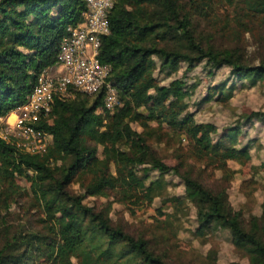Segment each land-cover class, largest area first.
I'll return each instance as SVG.
<instances>
[{
	"label": "trees",
	"instance_id": "trees-1",
	"mask_svg": "<svg viewBox=\"0 0 264 264\" xmlns=\"http://www.w3.org/2000/svg\"><path fill=\"white\" fill-rule=\"evenodd\" d=\"M224 1L234 8L235 37L264 27V0ZM85 10V0H0V117L27 101L38 73L55 64L62 37ZM212 10V0L114 1L98 59L111 67L107 80L117 104L98 111L103 87L55 102L52 122L41 125L50 141L40 152L25 153L0 139V264H183L111 221L112 203L134 213V206L156 197L162 206L181 198L191 203L197 232L225 230L249 264H264V200L245 218L227 192L235 174L228 161H250L251 142L214 138L216 125L197 121L189 110L197 83L182 75L162 84L155 74L170 77L182 64L205 63L209 76L229 67L252 86L264 77V60L250 63L244 46L220 47L198 34L196 18ZM232 89L225 82L210 86L203 101L226 103ZM245 119L264 121V111ZM157 145L179 146L181 163L169 165ZM168 174L181 180V197L164 196ZM19 178L31 183L37 198ZM88 197L110 201L99 208L85 203ZM14 206L20 210L14 213Z\"/></svg>",
	"mask_w": 264,
	"mask_h": 264
},
{
	"label": "rangeland",
	"instance_id": "rangeland-1",
	"mask_svg": "<svg viewBox=\"0 0 264 264\" xmlns=\"http://www.w3.org/2000/svg\"><path fill=\"white\" fill-rule=\"evenodd\" d=\"M212 6L210 16L196 18L195 26L198 34L207 39L211 38L210 42L220 47L244 46L247 59L252 64L257 65L264 60V27H257L252 33L247 32L245 36L239 35L237 38L233 34L234 30H231L235 27L230 20L234 8L228 6L224 0H212ZM155 74L162 84L182 75L186 77L188 84L197 83L189 99V110L194 111L197 121H208L216 125L214 138L224 139L227 135H232L237 137L239 146L251 142L250 161L242 165L232 160L228 161L235 174L227 192L232 206L236 209L242 208L245 218L251 213H258L260 202L264 200V121L253 119L248 122L245 116L254 111H264V77L252 86L246 80L236 79L229 67L216 69L214 74L209 76L205 63L194 64L189 68L182 64L178 72L171 74L170 77H165L163 72L157 70ZM221 82H225L226 86L233 84L232 97L226 103L213 100L204 102L208 88ZM133 127L139 128L135 124ZM236 127L241 129L238 135H234L231 130ZM156 149L169 165L181 163L182 150L179 146L170 148L157 145ZM98 154L103 157L101 148ZM218 175L219 172H216L214 178L219 177ZM165 178L168 185L164 196L181 197L184 193L181 180L170 174ZM18 182L28 190L33 199L37 198L28 180L19 178ZM209 183L217 182L210 179ZM73 190L80 192L78 185H74ZM248 192L251 193L249 198L246 197ZM109 201L104 197H88L84 200L88 205L99 208ZM134 209L136 211L131 213L123 204L112 203L111 221L135 235H143L157 251L167 252L175 262L207 264L208 256H211L217 264H249L243 252L234 247L227 231L210 228L197 232V224L194 220L195 208L182 198L168 201L162 206V198L156 197L151 203L142 207L134 206ZM19 210V206L13 207L14 213Z\"/></svg>",
	"mask_w": 264,
	"mask_h": 264
},
{
	"label": "built area",
	"instance_id": "built-area-1",
	"mask_svg": "<svg viewBox=\"0 0 264 264\" xmlns=\"http://www.w3.org/2000/svg\"><path fill=\"white\" fill-rule=\"evenodd\" d=\"M114 1L85 0L83 20L67 28L55 64L38 73L24 104L0 117V139L5 143L29 154L45 150L50 136L41 125L52 122L55 102L73 99L78 93L92 94L103 87L98 111L117 104V91L107 80L111 67L98 59L101 36L109 33L108 12Z\"/></svg>",
	"mask_w": 264,
	"mask_h": 264
}]
</instances>
